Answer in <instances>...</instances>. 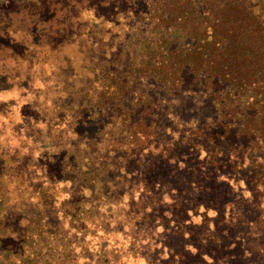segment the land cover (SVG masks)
Instances as JSON below:
<instances>
[{"label":"trees","instance_id":"16d2710c","mask_svg":"<svg viewBox=\"0 0 264 264\" xmlns=\"http://www.w3.org/2000/svg\"><path fill=\"white\" fill-rule=\"evenodd\" d=\"M76 1L0 0V20L9 23L0 27V38L14 37L22 51H29L12 62L0 58V122L4 120L15 137L20 134L26 101L19 90L35 83L38 94L51 89L65 98L61 107L53 104L62 110L53 120L64 121L81 141L80 148L103 147L105 152L92 157L80 153L76 159L65 153L73 158L69 171L61 175L58 162L65 157L56 161L55 169L42 158L52 146L44 141L31 182L37 184L35 197L14 194L13 199L14 191L8 189L12 182L4 183L9 195L0 190V264H152L131 248L151 227L118 203L134 186L158 190L159 177L167 172L146 177L142 168L172 165L168 173L202 175L204 166L192 164L199 159L190 161L204 150L194 137L199 133L214 140L213 129L225 137V153H216L225 157V212L234 209L233 199H228L231 189L252 188L238 197L247 216L236 218L234 211L230 225L244 227L251 219L264 224V0L98 1L105 8L112 4L106 11L92 0ZM30 3L33 13H26L22 9ZM3 4L15 11L3 12ZM17 11L20 20L29 22L28 31L15 24ZM16 112L21 116L11 121ZM42 125L40 117L35 118L33 126ZM180 127L186 137L179 141L175 136ZM16 143L17 138L8 153ZM153 153L162 155L144 160ZM221 158L214 163L220 164ZM215 174L213 182L221 177ZM190 180L186 189L176 191L188 184L182 178L175 192L193 196ZM87 190L103 202L98 208L112 216L98 219L82 211L80 205H88ZM17 200L18 205L10 203ZM188 216L176 221L170 233L167 223L159 220L162 241L157 244L166 260L161 264H190L189 248L196 252L192 245L175 250L169 245V238L185 236L181 228ZM116 226L119 229H113ZM154 261L159 263L158 258ZM194 261L203 264L197 257Z\"/></svg>","mask_w":264,"mask_h":264},{"label":"rangeland","instance_id":"374dc122","mask_svg":"<svg viewBox=\"0 0 264 264\" xmlns=\"http://www.w3.org/2000/svg\"><path fill=\"white\" fill-rule=\"evenodd\" d=\"M98 1L105 2V0H92V2L96 3V5L99 3ZM74 2L79 3L80 1L74 0ZM111 5L112 4L110 3L106 8L97 5V8L99 10L106 11ZM15 8L16 7L12 6L11 4H3L2 6L3 12L7 13L14 12ZM22 10H25L26 13H33V6L30 3L29 6H26ZM15 17L17 19L15 24H21L26 31L30 29L28 25L29 22L27 23L26 20H20L21 13L17 11V15ZM6 21L7 20L5 19L0 20V27L3 25L8 27L9 23L5 24ZM19 41L20 40L14 37L10 38L6 36L3 39L0 38V58H8L7 60L12 62L13 60H16L21 54L23 56V51L29 52L27 49H23V51L21 50L22 48L20 47ZM14 72L16 71L13 70L11 74ZM31 85L32 86H29L25 83L24 85H21L25 86V88L20 90L19 88L21 86L18 87L21 98L26 101V109H23V112L21 111V114H23L25 120V124L20 134L16 135L15 137L10 129V126H6L3 122L4 120L0 122V152H2L0 154H3L0 155V184L3 185L0 186V190L7 191L9 195L8 189H10L14 191H10V195L18 194V198L22 199L33 196L35 197V195H33L35 194L33 187L37 184H31V182L35 181L34 171L36 166H39L40 164V160L38 158L39 153H41L40 145L44 143V141L52 144V146L51 148H47L45 150L42 158L44 157L45 160L48 159L50 163L54 165L55 169L59 168V166L55 165L56 161L62 156L65 157L63 161L58 162L61 165V175L69 171L68 167L70 165L68 161L72 157L70 154L74 155L76 159V154L80 153H92L90 157H92V155H100L97 153H105L103 147H96L90 151L87 149L85 150V148H80L79 144L81 141L74 135V133L70 134L68 132L69 130L66 125H63L64 121L63 124H57V122L53 120L55 116L62 113L60 108H52L54 106L53 104L61 107L65 102V98L59 97L58 94L54 95V91L51 89L44 91V95L38 94L37 90L34 89L35 83ZM0 86H3V79L1 76ZM35 88H37V86ZM207 113V109L202 110L203 115H206ZM16 116L21 115L16 112L13 114V118L11 117L10 120H17ZM38 117H40V120L43 122L41 129L37 128V126H33V121ZM182 129L183 128L181 127L178 128V135L175 136V138L179 141L182 139L181 137L186 135ZM211 134L214 140L209 137L205 138V136L200 137L199 133H197V136L194 137L199 140L197 143L203 145L204 150L203 153L198 154L199 156H190V161L194 158L199 159L197 161L194 160L192 164L198 163L197 166H204L202 175H199V173H196L198 175L194 176L191 174L188 175V173L182 172L184 170H179V172H177L180 174L168 173L172 165H166V167L163 165L161 167H155V165H151L140 169L144 173L143 175L146 177L149 174L153 175L156 173L158 176L151 175V177L158 178L159 175H164L165 172L167 173L162 178L159 177V179H162V184H160L158 190L155 189V191H152L151 189V191L148 192L147 188L142 190L138 188V186H134L132 192L127 193L126 197H124L118 203V207L123 209L124 212L128 213L131 211L134 213V215H136L134 216L135 219L139 216H142L143 218H140L146 221L151 227L150 232H147V234L144 235L141 234V237L137 238V240L139 239V242L131 247L133 254H138L141 252L144 253V257H147L150 263L152 262V264H161L162 262L166 261L160 256L161 246L157 244V242L162 241V238L160 237L162 229L158 226L160 224L159 220L167 223V230L170 233L174 232V228L177 226V223L181 221V219L189 215V219L183 224L181 228V233H184L185 236L182 237L183 239L180 237L169 238V245L174 250L178 249L180 245H192V247L196 249V252L195 250L193 251L192 248H189V251L192 255L190 257V264H197L194 261V258L196 259V257L199 260H202L203 264H209V262L210 264H264V224L262 223L260 225L259 223L254 222V219H251L250 224H246L244 227H239V225L233 227L230 225L231 220L232 222L234 220L231 218V216H234V211H236V218L239 217L238 214L244 215L245 217L247 216V211L245 212L243 206H241V198L239 199L238 197H240V194L245 191V188H251V186L247 185L242 189L236 187L234 190L231 189L232 193L228 199H233L232 202L234 204V209L233 212H229V210L225 212V175L227 174L224 165L225 157L221 158L216 154L217 152L218 155L225 153V137L221 136V134H219L216 129H213ZM16 138L17 143L12 147L15 148L11 153H8V147L15 144ZM205 141L207 142L205 143ZM67 144H70V146ZM206 145L211 147H209V149H214L215 153L207 152L206 149L208 148H206ZM65 153L70 154L68 155ZM153 154L154 157L150 156L144 158V160L148 162L154 161V159L158 160V158L162 155L161 153ZM261 154L264 158L263 153ZM218 158H221L222 162L220 161L221 163L216 165L214 162L216 161L215 159ZM81 162L83 163V161ZM215 167L218 168L214 170L213 168ZM214 172L218 173L215 174V176L220 175L221 177L218 178L217 181L213 182L212 175ZM105 173H107V171ZM69 175L75 176L76 173H69ZM207 175L209 176V179ZM26 177H28V179ZM182 178L186 179L188 184L182 185V188H179L176 191L186 189V187L189 185V179H194L190 180V182H193L194 184L191 186V188L194 190L190 192V194H193V196H188V194L187 196L183 194L179 195L177 192H175L174 187H176V189L178 188L177 185L181 183ZM19 179H22V183L16 181ZM14 181L15 183H13ZM219 181H222V185L218 184ZM8 182L12 183L9 186L7 185V189L4 183ZM170 187L174 188V191L169 193V195L172 196L173 194H176V196H163V193ZM204 187H207V189H202ZM222 191L224 194H221ZM250 195L251 194L244 192V197H250ZM0 197L2 196L0 195ZM14 198H16L15 195L13 199ZM85 199L88 201V205L82 203L80 206L82 209L85 208L82 211H86L90 215H95V217L98 219L105 218L108 215L112 216L111 213H105L104 209L103 211L99 209L103 202L98 200V197L97 195H94V192L87 190L85 192ZM213 199H215L217 202H214ZM137 200L138 204L137 206H134L136 203L135 201ZM19 202L20 200H17L16 202L10 201V203L13 205H18ZM192 202L197 206H193ZM176 203H180V206L177 204L176 208H174L173 206ZM112 205H115V203ZM0 209H2V207H0ZM209 213H214L215 215H209ZM176 221L177 223L175 224ZM236 223H238V220ZM116 228H118V226L113 227V229ZM141 228L142 227L140 226V229ZM71 241L74 242L75 238L72 237ZM94 244L95 242L92 243V245ZM186 250H188V248ZM156 258L159 259V263L154 261Z\"/></svg>","mask_w":264,"mask_h":264},{"label":"clouds","instance_id":"9594fccd","mask_svg":"<svg viewBox=\"0 0 264 264\" xmlns=\"http://www.w3.org/2000/svg\"><path fill=\"white\" fill-rule=\"evenodd\" d=\"M209 215H215L214 213H209ZM194 251V250H193ZM209 264H210V262H209Z\"/></svg>","mask_w":264,"mask_h":264}]
</instances>
